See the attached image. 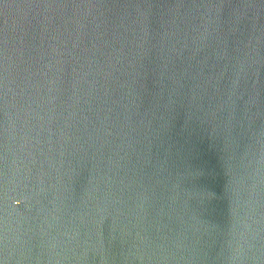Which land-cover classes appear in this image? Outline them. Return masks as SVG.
<instances>
[{"label":"water","instance_id":"obj_1","mask_svg":"<svg viewBox=\"0 0 264 264\" xmlns=\"http://www.w3.org/2000/svg\"><path fill=\"white\" fill-rule=\"evenodd\" d=\"M0 264H264V0H0Z\"/></svg>","mask_w":264,"mask_h":264},{"label":"snow or ice","instance_id":"obj_2","mask_svg":"<svg viewBox=\"0 0 264 264\" xmlns=\"http://www.w3.org/2000/svg\"><path fill=\"white\" fill-rule=\"evenodd\" d=\"M205 198L207 200H211L212 199V193H211V191H208V192L205 193Z\"/></svg>","mask_w":264,"mask_h":264}]
</instances>
